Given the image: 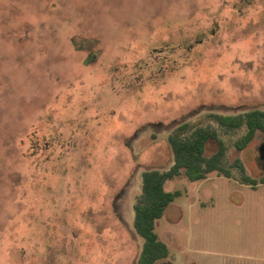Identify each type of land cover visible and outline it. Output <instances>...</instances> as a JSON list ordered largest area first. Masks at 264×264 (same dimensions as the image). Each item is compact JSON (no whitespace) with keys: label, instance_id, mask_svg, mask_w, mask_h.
I'll use <instances>...</instances> for the list:
<instances>
[{"label":"rangeland","instance_id":"obj_1","mask_svg":"<svg viewBox=\"0 0 264 264\" xmlns=\"http://www.w3.org/2000/svg\"><path fill=\"white\" fill-rule=\"evenodd\" d=\"M252 109L264 0H0V264H137L141 174L196 127L217 131L231 177L166 182L181 196L156 264H264V183L234 165L264 178V135L238 151L245 127L213 119Z\"/></svg>","mask_w":264,"mask_h":264},{"label":"trees","instance_id":"obj_2","mask_svg":"<svg viewBox=\"0 0 264 264\" xmlns=\"http://www.w3.org/2000/svg\"><path fill=\"white\" fill-rule=\"evenodd\" d=\"M213 119L226 131L245 127V133L235 142L238 151L245 149L257 133L264 135V110L252 109L241 114L213 115ZM182 130V128H180ZM173 162L166 171L149 169L141 174V195L134 205L133 229L142 239L137 264H156L169 256V249L156 233V221L164 216L169 205L179 196L180 191H166L167 181L184 171L191 182L204 180L211 173L230 178L231 173L223 166L226 146L212 127H196L188 135L172 133L167 138ZM209 141L216 143V151L205 156ZM234 165L240 170V181L245 185L256 186L264 183V178L256 180L245 173L239 159Z\"/></svg>","mask_w":264,"mask_h":264},{"label":"water","instance_id":"obj_3","mask_svg":"<svg viewBox=\"0 0 264 264\" xmlns=\"http://www.w3.org/2000/svg\"><path fill=\"white\" fill-rule=\"evenodd\" d=\"M259 159L263 162L262 169L264 170V143L258 148Z\"/></svg>","mask_w":264,"mask_h":264},{"label":"flooded vegetation","instance_id":"obj_4","mask_svg":"<svg viewBox=\"0 0 264 264\" xmlns=\"http://www.w3.org/2000/svg\"><path fill=\"white\" fill-rule=\"evenodd\" d=\"M263 166V165H262Z\"/></svg>","mask_w":264,"mask_h":264}]
</instances>
